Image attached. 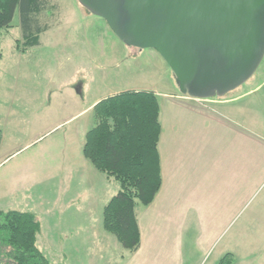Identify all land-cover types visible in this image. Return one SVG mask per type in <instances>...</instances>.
Wrapping results in <instances>:
<instances>
[{
  "label": "rangeland",
  "instance_id": "rangeland-1",
  "mask_svg": "<svg viewBox=\"0 0 264 264\" xmlns=\"http://www.w3.org/2000/svg\"><path fill=\"white\" fill-rule=\"evenodd\" d=\"M47 5L51 8L40 15V22L48 29L36 46L24 44L18 11L11 27L2 31L0 211L35 215L36 246L51 264H85L92 254L85 252L90 243L87 227L94 223L92 228L102 227L103 208L118 191V185L82 153L84 135L95 124L93 106L128 90L157 94L162 106L167 104L163 95L180 94L170 68L155 50L125 46L103 19L77 0H48ZM248 91L229 105L228 114H243L238 112L242 109L247 117L264 122V56L245 83L216 99ZM263 200L264 185L254 196L242 198L216 247L234 240L244 228L258 235L247 236V243L259 244L264 220L253 212ZM195 224H190L188 233L197 230ZM101 231L104 253L98 264H119L123 249L113 235ZM184 257L186 263L198 262L191 253ZM207 260L210 254L199 262L210 264Z\"/></svg>",
  "mask_w": 264,
  "mask_h": 264
},
{
  "label": "crops",
  "instance_id": "crops-1",
  "mask_svg": "<svg viewBox=\"0 0 264 264\" xmlns=\"http://www.w3.org/2000/svg\"><path fill=\"white\" fill-rule=\"evenodd\" d=\"M248 93L221 100L163 95L167 104H159L157 144L161 187L150 205H136L140 245L130 255L123 250L119 264H189L186 252L197 258L196 264H203L199 261L209 254L210 264L225 254L234 256L233 264H264V224L259 244L247 243V236L258 235L244 228L234 240L215 245L226 221L238 213L240 200L264 185V122L247 117L242 109L238 112L243 114H228L229 105ZM253 214L264 220V200ZM193 221L197 230L190 234L187 228ZM89 225L85 252L92 254L85 264H98L104 229Z\"/></svg>",
  "mask_w": 264,
  "mask_h": 264
},
{
  "label": "trees",
  "instance_id": "trees-1",
  "mask_svg": "<svg viewBox=\"0 0 264 264\" xmlns=\"http://www.w3.org/2000/svg\"><path fill=\"white\" fill-rule=\"evenodd\" d=\"M47 2L0 0V41L18 11L24 44L36 46L39 35L48 29L40 22V15L51 8ZM92 112L95 124L85 134L82 153L99 173L118 185L103 208L102 227L130 255L140 245L135 207L150 205L161 187L158 99L149 91L128 90L102 99ZM38 233L33 213L0 211V264H51L36 246ZM234 261L233 255L225 254L216 264Z\"/></svg>",
  "mask_w": 264,
  "mask_h": 264
},
{
  "label": "water",
  "instance_id": "water-1",
  "mask_svg": "<svg viewBox=\"0 0 264 264\" xmlns=\"http://www.w3.org/2000/svg\"><path fill=\"white\" fill-rule=\"evenodd\" d=\"M127 47L153 49L189 100L221 98L264 56V0H77Z\"/></svg>",
  "mask_w": 264,
  "mask_h": 264
}]
</instances>
